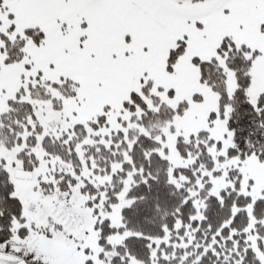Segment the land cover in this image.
<instances>
[{
  "label": "snow or ice",
  "instance_id": "6c2138e0",
  "mask_svg": "<svg viewBox=\"0 0 264 264\" xmlns=\"http://www.w3.org/2000/svg\"><path fill=\"white\" fill-rule=\"evenodd\" d=\"M0 264H264V0H0Z\"/></svg>",
  "mask_w": 264,
  "mask_h": 264
}]
</instances>
